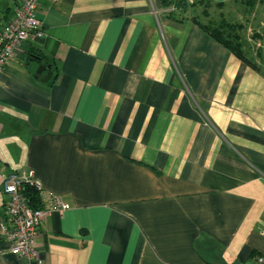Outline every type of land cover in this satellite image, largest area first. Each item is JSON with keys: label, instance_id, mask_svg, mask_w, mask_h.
<instances>
[{"label": "crops", "instance_id": "0c3cea01", "mask_svg": "<svg viewBox=\"0 0 264 264\" xmlns=\"http://www.w3.org/2000/svg\"><path fill=\"white\" fill-rule=\"evenodd\" d=\"M37 15L43 37L0 75V221L2 175L30 170L68 204L40 224L43 264L264 258V72L161 0H39ZM30 263L0 242V264Z\"/></svg>", "mask_w": 264, "mask_h": 264}, {"label": "built area", "instance_id": "2783aa9c", "mask_svg": "<svg viewBox=\"0 0 264 264\" xmlns=\"http://www.w3.org/2000/svg\"><path fill=\"white\" fill-rule=\"evenodd\" d=\"M38 5L39 0H20L12 16L0 26V75L20 43L43 37ZM26 185L38 191L39 207L28 204L23 194ZM1 192L5 195V218L0 221V242L8 245L12 255L30 261V264H43L36 247L40 224L49 210L62 212L68 204L58 195L42 190L30 170L2 175ZM256 264H264V258L258 257Z\"/></svg>", "mask_w": 264, "mask_h": 264}, {"label": "trees", "instance_id": "16d2710c", "mask_svg": "<svg viewBox=\"0 0 264 264\" xmlns=\"http://www.w3.org/2000/svg\"><path fill=\"white\" fill-rule=\"evenodd\" d=\"M234 3H239L242 7L252 9L257 0H232ZM162 5L166 8L167 15L177 19H191L204 32L211 36L215 41L222 44L230 52H232L241 61L248 64L257 71L261 69L248 56L247 42L243 33L244 26L241 22L231 21L220 13L219 16L211 18L210 7L221 8L222 3L211 4L205 0H161ZM20 0H13V6L17 7ZM13 6H7L1 11L0 21L4 23L10 18L14 9ZM13 9V10H12ZM39 60H44L42 54L35 53L33 57ZM23 194L28 200V204L33 207L40 206L38 191L32 186L26 185L23 189Z\"/></svg>", "mask_w": 264, "mask_h": 264}, {"label": "rangeland", "instance_id": "374dc122", "mask_svg": "<svg viewBox=\"0 0 264 264\" xmlns=\"http://www.w3.org/2000/svg\"><path fill=\"white\" fill-rule=\"evenodd\" d=\"M10 1L0 0V13ZM209 10L213 19L222 13L226 19L243 24L248 56L264 72V0H257L252 9L232 2L222 8L210 7Z\"/></svg>", "mask_w": 264, "mask_h": 264}, {"label": "water", "instance_id": "95a60500", "mask_svg": "<svg viewBox=\"0 0 264 264\" xmlns=\"http://www.w3.org/2000/svg\"><path fill=\"white\" fill-rule=\"evenodd\" d=\"M35 74L40 75V81L46 82L51 76V70H49L48 66L38 65L35 69Z\"/></svg>", "mask_w": 264, "mask_h": 264}]
</instances>
